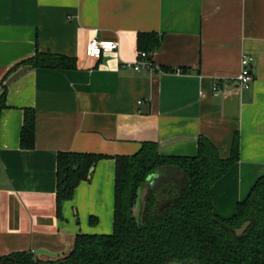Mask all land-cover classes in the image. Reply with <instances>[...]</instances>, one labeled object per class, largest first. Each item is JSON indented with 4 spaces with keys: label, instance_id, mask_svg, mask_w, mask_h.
<instances>
[{
    "label": "crops",
    "instance_id": "1",
    "mask_svg": "<svg viewBox=\"0 0 264 264\" xmlns=\"http://www.w3.org/2000/svg\"><path fill=\"white\" fill-rule=\"evenodd\" d=\"M140 33L162 43L154 69L138 72ZM93 39L119 50L92 58ZM37 52L72 58L75 68H31L4 91ZM244 55L254 58L247 90L237 81ZM0 90V259L39 250L62 257L79 234H112L116 158L146 142L192 157L205 137L228 158L238 134L239 161L211 189L214 213L231 218L264 176V0H0ZM235 94L238 116L227 117ZM25 109L36 113L32 150L20 145ZM60 152L106 158L59 216Z\"/></svg>",
    "mask_w": 264,
    "mask_h": 264
},
{
    "label": "trees",
    "instance_id": "2",
    "mask_svg": "<svg viewBox=\"0 0 264 264\" xmlns=\"http://www.w3.org/2000/svg\"><path fill=\"white\" fill-rule=\"evenodd\" d=\"M161 43L156 33H140L138 54L146 53L153 63ZM23 66L65 70L75 68V60L37 52L11 74ZM3 89H8L4 83ZM5 107L4 93L0 113ZM35 125V110L25 109L21 149H34ZM104 158L77 152L58 154L59 216L61 205L72 200L78 185L88 180L91 169ZM238 161V134L228 158H222L217 146L205 137L199 138L198 154L192 157L165 156L157 143H143L134 155L116 158L112 234H79L72 250L56 259L34 261V253L18 252L2 257L0 264H264V176L237 204L233 217L223 218L213 211L211 189ZM146 187V205L138 217L137 201ZM246 222L251 225L237 235L236 230Z\"/></svg>",
    "mask_w": 264,
    "mask_h": 264
},
{
    "label": "built area",
    "instance_id": "3",
    "mask_svg": "<svg viewBox=\"0 0 264 264\" xmlns=\"http://www.w3.org/2000/svg\"><path fill=\"white\" fill-rule=\"evenodd\" d=\"M118 50H119V44L117 43L105 42V41H99L97 39H93L88 45L87 54L92 58H101L105 55L115 53ZM253 62H254V58L252 56L244 55L242 58L241 70L239 75L237 76V81L240 83L241 89L243 90L249 89L254 79L250 69ZM134 69L138 72L144 70H152L154 69V63H152L147 59L146 53H141L138 54V59L134 65ZM221 93L222 92L218 88V86H215L213 94L215 96H220Z\"/></svg>",
    "mask_w": 264,
    "mask_h": 264
},
{
    "label": "water",
    "instance_id": "4",
    "mask_svg": "<svg viewBox=\"0 0 264 264\" xmlns=\"http://www.w3.org/2000/svg\"><path fill=\"white\" fill-rule=\"evenodd\" d=\"M29 70H31L30 66L21 67L19 70H17L15 73H13L7 79V81L4 83V86L6 88H9L15 82H17ZM239 102H240V95L239 94H235V95L228 97L225 101V116H227V117L230 116L233 118L237 117L238 116V109H239ZM91 172H92V169L90 171V175H91ZM152 178L153 177H150L149 180H151ZM65 179H66V177L63 178L64 181H65ZM148 190H149V187H146L145 189L140 191L139 198L137 201V206H136V211H137L138 217H140V215H141L143 206L146 205L145 198L147 196ZM250 225H251L250 222H246L245 224H243V226L240 229L236 230V234L239 236L243 235ZM41 255H45V256H48L50 258H59L58 254L51 253L47 250H39V251L35 252L34 261H37V258H39V256H41Z\"/></svg>",
    "mask_w": 264,
    "mask_h": 264
}]
</instances>
